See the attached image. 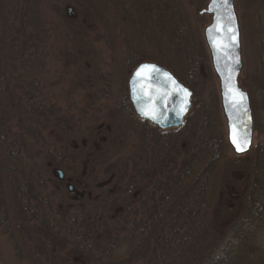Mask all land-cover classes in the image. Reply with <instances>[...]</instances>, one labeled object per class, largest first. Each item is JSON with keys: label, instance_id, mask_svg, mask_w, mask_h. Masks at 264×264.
<instances>
[{"label": "rangeland", "instance_id": "1", "mask_svg": "<svg viewBox=\"0 0 264 264\" xmlns=\"http://www.w3.org/2000/svg\"><path fill=\"white\" fill-rule=\"evenodd\" d=\"M174 1L178 5L175 10L168 9L174 5H166L170 0H46L45 6L38 8L44 16L51 3L52 8H61L63 17L53 10L45 18L44 29L32 26L26 32L33 34L37 48L33 52L37 54L32 58L35 61L32 80H29L36 88L29 108L37 110L33 123H25L23 130L18 118L3 119L6 141L21 162L15 161V155L13 161L7 157L3 159L6 149L0 146L3 159L0 168V189L3 191L0 196V264H39L33 254L27 252L29 250L19 234V237L15 236V239L19 238L18 245L12 243L9 234L16 232L17 227L10 224L7 217L2 219L4 212L15 214L14 185L11 172L5 169L7 166L16 170V165L24 163V168L36 176L40 210L47 211L50 227L57 232L67 222L70 226L82 215L95 214L94 206L89 202L85 201L84 207L79 204L83 200L72 202L76 195L70 194V184L76 187L77 197L78 193H85L95 198L100 193V185L110 180L111 167L114 168L119 159L122 162L128 160L127 164L132 168L136 160L144 158L150 168L157 154L155 147L158 145L162 149L172 138L169 133L181 129L161 131L148 122H142L134 112L129 100L128 81L137 66L144 62L161 65L179 75L193 92L189 115L197 117L192 120L199 122V114L204 110L210 114L211 121L206 126L211 128L213 135L223 139L220 159L216 164L211 163L214 170L209 181L214 184L215 192L210 196L206 211L208 221L217 220V200L225 189H241L247 163L261 141L256 131L257 115L264 122V2L236 0L244 63L240 85L250 94L255 123L252 151L245 156H236L227 142L219 79L213 70L204 38L211 17L199 14L209 0ZM37 3L40 5L43 0ZM30 4L29 0H0V39L17 36V31L22 30L19 20L16 29L20 30L14 33L6 31L8 21L13 10L20 11L21 7L24 8V16L28 17ZM69 9H72L71 13ZM177 26L188 27V45L192 49L188 58L178 48L182 45L178 41L180 39L174 45ZM167 62L171 67L164 65ZM194 82L195 87L192 85ZM8 100L5 94L3 101L7 104ZM197 108L199 114L195 112ZM16 115L18 117V113ZM200 125L201 122L199 128ZM30 126L32 129L28 131ZM199 132L202 134V130ZM193 135L190 134L191 138ZM208 136L205 135L202 145L210 161L215 144ZM170 142L172 147L175 143L173 140ZM195 144L191 143V147ZM177 146L179 152L184 151L180 144ZM103 153L108 158L106 162L101 158ZM177 159L182 163V157ZM57 171L66 177L64 183L59 180ZM101 215L99 213L96 219ZM260 225L256 227V238H250L243 245L249 248L250 256L244 254L236 259L234 255L231 264H264V221ZM67 240L70 239L67 237Z\"/></svg>", "mask_w": 264, "mask_h": 264}, {"label": "trees", "instance_id": "2", "mask_svg": "<svg viewBox=\"0 0 264 264\" xmlns=\"http://www.w3.org/2000/svg\"><path fill=\"white\" fill-rule=\"evenodd\" d=\"M29 1L28 17L24 16L23 7L20 11L13 10L6 31L14 33L22 30L17 31L14 38L3 36L0 39V146L6 149L3 159L7 157L11 161L16 151L12 152L6 141L4 133L7 130L3 119L9 120L11 116L18 118L21 128L25 130V123H33L37 114L34 107L31 106L33 110H29L36 91L29 80H32L35 62L32 58L37 54L33 53L37 48L33 34L26 32L32 26L44 29L45 18L53 10L63 17L59 6L52 8L49 3V12L43 16L39 9L45 6L46 0L40 5L38 0ZM170 1L166 5H174L168 9H177L176 1ZM18 20L20 29H16ZM187 28L177 26V36L173 41L175 45L180 39L178 41L182 45L178 48L186 58L190 57L192 51L188 45ZM170 62L174 64V60ZM164 65L171 67L169 62ZM174 75L182 82L179 75ZM5 94L10 99L9 103L6 101L8 105L3 101ZM199 111L198 108L195 110L197 114ZM199 115L200 128L199 122L193 121L197 116L191 114L185 126L169 133L172 138L168 141L175 143L172 147L169 142L162 149L158 145L155 147L157 154L152 167L146 166L144 158L138 162L136 160L132 168L127 164L128 160L122 162L119 159L114 165L116 169L111 167L110 180L100 185V193L95 198L85 193H78L77 197L76 187L70 184L73 188V191L68 189L70 194L76 195L72 202L83 200L79 203L80 207L85 201L89 202L94 206L95 214L82 215L80 220H73L70 226H67V222L57 232L50 227L47 211L40 210L36 176L24 168V163L16 165V170L7 166L5 169L11 172L14 185L15 214L4 212L2 219L7 217L9 223L17 227L16 232L9 234L12 243L18 245L19 238L15 239V236L19 234L29 250L27 252L32 253L39 264H231L234 255L236 259L244 254L250 256L249 248L243 245L250 238H256V227L259 228L264 221V122L257 115L256 131L261 141L247 163L241 189L224 190L217 200V220L210 222L206 211L210 196L215 192L214 184L209 181L214 170L211 163L216 164L220 159L223 139L213 135L211 128L206 126L211 123L210 114L203 110ZM31 129L32 126L28 131ZM199 130H202V134ZM187 133H194V138ZM206 134L212 137L215 144L210 161L202 145ZM191 143L196 144L191 147ZM178 144L183 152L178 151ZM15 156V161L21 162ZM177 157H182V163ZM101 158L105 162L108 159L104 153ZM19 181L21 184L18 185ZM99 213L102 215L96 219Z\"/></svg>", "mask_w": 264, "mask_h": 264}, {"label": "water", "instance_id": "3", "mask_svg": "<svg viewBox=\"0 0 264 264\" xmlns=\"http://www.w3.org/2000/svg\"><path fill=\"white\" fill-rule=\"evenodd\" d=\"M231 7L235 14V24L238 31L237 40L239 46L235 48L230 46V33L227 31L229 25L226 19L221 20L223 29L221 31L216 30L218 17L227 16V9L225 7L213 4L212 0H209L206 8L200 11L199 14L211 17V23L204 31V38L210 52L213 70L219 79L221 106L227 123V142L236 156H245L248 155L254 147L255 123L250 95L240 85V77L244 68V63L242 58V34L236 10V0H231ZM69 11H72V9H69ZM210 29H212L211 32L209 31ZM237 57L239 59L238 65L234 64V60ZM142 65H155L156 68L160 69L161 73H167L178 85L191 92V96L188 98V107L185 112H180L183 97L175 94V86L168 83L163 75L151 78L153 74L150 70H146L142 74V77H148V79H144L143 83L140 82L141 78L136 76V72ZM230 74L232 75V83L247 94L246 104L251 115V121L249 123V128L251 129V144L244 152H237L230 139L232 124L237 122L235 110L230 105L229 95L225 87L227 83L226 78ZM128 89L130 102L138 117L155 125L162 131L181 128L192 108L193 92L191 89L181 83L171 71L155 63L144 62L139 64L129 78ZM164 93L169 94L167 99L160 100L159 97ZM145 113L148 114L146 115ZM152 116L156 118L153 119L151 118ZM59 173L61 175V172Z\"/></svg>", "mask_w": 264, "mask_h": 264}, {"label": "snow or ice", "instance_id": "4", "mask_svg": "<svg viewBox=\"0 0 264 264\" xmlns=\"http://www.w3.org/2000/svg\"><path fill=\"white\" fill-rule=\"evenodd\" d=\"M212 2L213 4L221 5L227 9L226 17H218L216 30L221 31L223 29L221 20L226 19L229 25L227 31L230 33V46L232 48L238 47V31L235 24V14L232 11L231 7V0H212ZM209 31L211 32L212 29H210ZM234 64H239L238 57L234 60ZM146 70H150V72L153 74L151 78L163 75L168 83L175 86V94L183 97L180 112H185L188 107V98L191 96V92H189L186 88H183L178 85L176 81L167 73H161L160 69L156 68L155 65H142L140 69L136 72V76L138 78H141V83H143L144 79H148V77H142V74ZM226 80L227 83L225 87L227 88V92L229 95L230 105L235 110V118L237 121L232 124L230 139L237 152H244L248 149L251 144V129L249 128L251 115L246 104L247 94L242 92L234 83H232L231 74L226 78ZM168 95V93H164L162 96L159 97V99L165 100L167 99ZM145 114L147 115L148 113ZM151 118L155 119L156 117L152 116Z\"/></svg>", "mask_w": 264, "mask_h": 264}, {"label": "flooded vegetation", "instance_id": "5", "mask_svg": "<svg viewBox=\"0 0 264 264\" xmlns=\"http://www.w3.org/2000/svg\"><path fill=\"white\" fill-rule=\"evenodd\" d=\"M263 2H264V0L261 1V4H263ZM71 12H72V11H69V13H71ZM74 16H75V15H74ZM58 175H59V180H60L62 183H64L65 180H66V177H65L63 174L60 175V173H59ZM70 181H71V179H69V182H70ZM68 189H70L71 191H73V188L71 187V185H69Z\"/></svg>", "mask_w": 264, "mask_h": 264}]
</instances>
